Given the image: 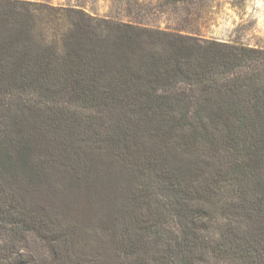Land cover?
I'll return each mask as SVG.
<instances>
[{
  "label": "trees",
  "instance_id": "16d2710c",
  "mask_svg": "<svg viewBox=\"0 0 264 264\" xmlns=\"http://www.w3.org/2000/svg\"><path fill=\"white\" fill-rule=\"evenodd\" d=\"M132 3L0 0V264H264V47Z\"/></svg>",
  "mask_w": 264,
  "mask_h": 264
},
{
  "label": "rangeland",
  "instance_id": "374dc122",
  "mask_svg": "<svg viewBox=\"0 0 264 264\" xmlns=\"http://www.w3.org/2000/svg\"><path fill=\"white\" fill-rule=\"evenodd\" d=\"M54 6L81 5L97 16L122 15L124 19L134 16L135 12L126 11L127 0H45ZM139 2V0H137ZM149 8L143 16H138L149 26L172 20L176 25L159 27L161 29L179 28L184 18L177 17L172 10H167L156 0H140ZM134 4L135 0H131ZM205 14L202 19L191 18L193 25L187 31L198 34L202 39L221 43L239 44L247 47H264V0H204ZM164 14V18L162 15ZM132 15V16H131ZM135 18V17H134ZM161 18L162 20H160ZM175 18H180L179 21ZM133 19V18H132ZM156 27V26H154Z\"/></svg>",
  "mask_w": 264,
  "mask_h": 264
},
{
  "label": "crops",
  "instance_id": "0c3cea01",
  "mask_svg": "<svg viewBox=\"0 0 264 264\" xmlns=\"http://www.w3.org/2000/svg\"><path fill=\"white\" fill-rule=\"evenodd\" d=\"M15 1H24V2H46L45 0H15ZM162 0H156L155 2L156 3H159V2H161ZM139 2L140 3H146V1L145 2H142V1H140L139 0ZM165 16H164V14L162 15V18H164ZM160 20H162L161 18H159ZM175 19H177V21H179L180 20V18H175ZM144 24H146V25H148L149 26V24L148 23H144ZM170 25H176V23H172V20H165V22H160V23H158L157 25L156 24H154V25H152V26H159V27H168V26H170Z\"/></svg>",
  "mask_w": 264,
  "mask_h": 264
}]
</instances>
